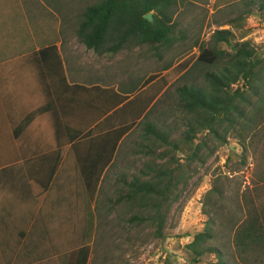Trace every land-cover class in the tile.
Returning <instances> with one entry per match:
<instances>
[{
  "label": "trees",
  "instance_id": "obj_1",
  "mask_svg": "<svg viewBox=\"0 0 264 264\" xmlns=\"http://www.w3.org/2000/svg\"><path fill=\"white\" fill-rule=\"evenodd\" d=\"M176 4L177 0H95L78 16L74 32L76 40L97 55L116 54L135 46L159 58L164 50L180 46L184 39L173 19ZM243 5L245 11L226 25L232 26L252 14L264 24V0H246ZM148 14H151L152 22L144 18ZM232 38L230 29L215 31L210 46H201L198 56H188L181 65L183 70L192 64L213 69L203 73L211 93L185 85L176 90L179 111L193 114L195 118L187 132L181 133L178 142L170 140L171 136L155 124L146 122L155 102L174 80L169 66L148 76L141 84L138 82L139 86L115 91L113 87L85 88L74 82L69 87L55 45L42 46L38 51L1 63L0 71L4 70L9 78L0 76V90H6L4 87L8 85L13 94L7 98L21 101L26 114L13 130V137L17 139L30 125L37 123L40 138L48 148L22 165L37 200L41 201L45 192L52 190L62 192L60 198L65 192H71L76 202H83L85 198L88 203L95 200L121 140L135 129L139 155L153 160L154 166L145 165L138 176L129 178L124 174L115 178L110 185L115 198H105L101 205L106 210H114L120 205L130 208L152 206L154 215L150 220L156 228L154 235L161 238L167 225L166 213L162 214L161 208L168 207L174 191L175 198L178 197L180 187L193 178L197 169L204 167L229 138L246 141L249 113L257 105L254 100L264 99V57L257 55L251 41L233 43ZM222 44L229 50L221 49ZM63 84L70 91L65 90ZM121 105L119 111L130 118L129 124L100 132L91 130L95 123ZM4 107L8 114L15 111L12 102L10 105L5 103ZM259 128L253 138L259 135L258 139L263 140L264 125ZM94 134L99 135L97 139ZM180 146L188 152L185 167L178 166L175 156ZM160 161L164 162L159 164ZM63 164L67 173L58 175ZM155 165H158L157 169ZM159 165L163 166L159 168ZM259 211L252 209L248 220H237L230 227L232 245L248 264H256L262 259L254 254L264 256V205ZM213 237L211 227L193 235L186 246L191 254L188 264H201L208 255L218 258L214 264H223L221 252L206 246ZM84 244L85 241L79 240L77 245L68 248L69 251L65 249L64 255H59L62 250L57 243L53 250L56 257L61 256L63 264H86L90 247ZM18 247L19 240L12 244L0 240V264H8L7 260ZM43 257L42 254L39 259Z\"/></svg>",
  "mask_w": 264,
  "mask_h": 264
},
{
  "label": "rangeland",
  "instance_id": "obj_2",
  "mask_svg": "<svg viewBox=\"0 0 264 264\" xmlns=\"http://www.w3.org/2000/svg\"><path fill=\"white\" fill-rule=\"evenodd\" d=\"M244 1L177 0L173 19L184 39L180 46L164 50L158 58L135 46L116 54L97 55L81 45L74 33L78 16L95 0H0V59L12 58L17 44L33 50L55 45L63 61L61 70L68 80L125 89L139 86L145 78L169 66L174 80L157 99L146 122L155 124L171 136L170 140L178 142L195 118L193 114L179 111L176 90L185 85L211 93L203 73L213 68L192 64L183 70L181 65L188 56H198L201 46H210L215 31L230 29L233 43L251 41L257 55L264 57V24L256 14L232 26L226 25L245 11ZM220 48L229 50L223 44ZM1 72L0 76L8 80L4 70ZM254 104L257 105L249 113V127L245 130L246 141L229 138V142L180 187L178 197L175 198L174 191L168 207L161 208L167 217L161 238L154 235L156 228L150 220L154 215L152 206L120 205L112 211L99 207L105 198H115L110 187L115 178L124 174L129 178L138 176L145 165L154 166L153 160L139 155L136 130L125 138L117 159L105 175L94 206L97 218L90 264H188L191 254L186 246L195 233L207 227L212 228L214 237L206 246L221 252L223 264H248L232 245L230 227L237 220H248L252 209L260 212L264 205V139H258L259 135L253 138L261 129L260 125H264V99L254 100ZM114 119L118 122L117 117ZM175 156L178 166L185 167L187 149L180 146ZM254 257L262 258V262L257 260L256 264H264L263 255L254 254ZM217 261L215 255H208L201 264Z\"/></svg>",
  "mask_w": 264,
  "mask_h": 264
},
{
  "label": "crops",
  "instance_id": "obj_3",
  "mask_svg": "<svg viewBox=\"0 0 264 264\" xmlns=\"http://www.w3.org/2000/svg\"><path fill=\"white\" fill-rule=\"evenodd\" d=\"M15 46L12 58H4L0 61L7 62L40 49V47L35 50L24 48L25 45H22V43ZM1 54L0 52V56H2ZM72 83V80L67 79L69 87L72 86ZM171 84L172 82L168 87ZM80 85L85 86V88L97 86L100 88L113 87L115 91L128 90L114 85L101 86L96 83L91 85L81 83ZM62 86L65 90L70 91V88H66L64 84ZM4 88L7 89L0 90V232H2L0 240L6 244H12L14 241L19 240L16 253L7 262H9L8 264H63L61 256L56 257V252L53 250L54 245L57 243L62 250L59 255H64L67 252L65 249L75 246L79 240H83L90 247L86 263L90 264L92 257L91 242L95 234L97 218L94 206L97 203L100 191L95 196V200L89 203L86 198L83 202H76L75 199H72L73 196L71 195L73 193L71 192H65L63 197L60 198L62 192L55 190H52V192L46 191L42 200H37V194L31 187L22 165L48 148L45 147L43 140L40 138V128L37 123L30 125L17 139L13 137V130L26 117L25 108L21 101L8 99L7 96L13 94V92L8 85H5ZM3 97H5V101H3ZM11 102L15 111L8 114L4 104L10 105ZM122 106L95 123L91 130L100 132L103 129L119 128L129 124L130 118L119 111ZM114 117L118 118V122H115ZM97 124L100 125L99 128H97ZM134 132L135 129L123 137L112 165L124 146L125 138ZM98 136L93 135L96 139ZM136 139L138 140L137 134ZM69 149L70 147L64 152V157L67 156ZM63 167L64 164L59 168L58 175L61 172L67 173V170H64ZM101 186L99 189H101ZM99 207L105 211H112L106 210L100 204ZM42 254L44 257L39 259Z\"/></svg>",
  "mask_w": 264,
  "mask_h": 264
},
{
  "label": "water",
  "instance_id": "obj_4",
  "mask_svg": "<svg viewBox=\"0 0 264 264\" xmlns=\"http://www.w3.org/2000/svg\"><path fill=\"white\" fill-rule=\"evenodd\" d=\"M147 21L152 22L151 14H148L144 17Z\"/></svg>",
  "mask_w": 264,
  "mask_h": 264
}]
</instances>
